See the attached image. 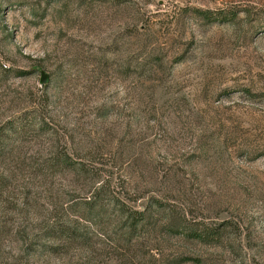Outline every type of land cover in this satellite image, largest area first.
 <instances>
[{"label":"rangeland","instance_id":"obj_1","mask_svg":"<svg viewBox=\"0 0 264 264\" xmlns=\"http://www.w3.org/2000/svg\"><path fill=\"white\" fill-rule=\"evenodd\" d=\"M0 264H264V0H0Z\"/></svg>","mask_w":264,"mask_h":264},{"label":"trees","instance_id":"obj_2","mask_svg":"<svg viewBox=\"0 0 264 264\" xmlns=\"http://www.w3.org/2000/svg\"><path fill=\"white\" fill-rule=\"evenodd\" d=\"M198 13L200 14H203V15H207L209 12L207 11H198ZM65 158L63 159V161L71 166L73 164V162L71 161L70 157L66 154H64ZM127 219L130 220L129 224H128V227L131 229H135V226L139 223V222H143L145 219H146V211L145 209L143 210H137V209H134V210H128L127 212ZM187 231V230H186ZM194 230L192 229H189L188 232H184L185 236L187 238H198V239H201V240H204L205 237H207V234L206 232H202V233H197V232H193ZM180 261L182 262H185V261H193V262H198L199 260L197 258H190L188 256H183L181 257Z\"/></svg>","mask_w":264,"mask_h":264},{"label":"water","instance_id":"obj_3","mask_svg":"<svg viewBox=\"0 0 264 264\" xmlns=\"http://www.w3.org/2000/svg\"><path fill=\"white\" fill-rule=\"evenodd\" d=\"M47 80H48V75L44 71H41L40 82L41 83H46Z\"/></svg>","mask_w":264,"mask_h":264}]
</instances>
